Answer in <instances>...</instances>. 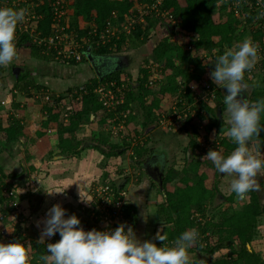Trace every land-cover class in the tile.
<instances>
[{"label":"trees","instance_id":"16d2710c","mask_svg":"<svg viewBox=\"0 0 264 264\" xmlns=\"http://www.w3.org/2000/svg\"><path fill=\"white\" fill-rule=\"evenodd\" d=\"M2 1V0H0ZM138 0H69V7L66 20V29L72 32H78L79 35L86 33V30L82 28V22L87 20H91L94 24L101 29L103 23L106 19L109 18L112 11H116L118 14V20L123 19L130 12V9L133 7L134 2ZM221 0H162L161 7L170 11L174 17L178 20L176 24H168L166 27L167 32L170 35H174L173 38L166 36L162 38L152 49L155 60L163 63L162 66V77H164L165 81L160 85V88L156 90L155 100L150 101V105L145 109L144 120L142 126H147V122L151 119L154 111H163L160 107V98L166 94L170 96H175L178 86L176 76L182 74L184 79H181L183 83H188L190 81H195V79H190L188 76V68L193 67L195 70H202V59L204 53H214L218 52L222 55L229 48H235V43L242 39L245 36H251L253 42L257 45L261 43V32H257L251 34V29L249 27L250 19H242V17H237L233 9H231L230 4L226 1L219 4ZM38 12L42 11V17L38 21L37 29L41 32L42 35H47L50 30V12L47 5L39 4ZM241 11V10H240ZM152 13H148L146 18V23L143 26L137 25L135 29L131 32V35L136 36L138 38L141 35H144V40H146L147 31L149 30L152 22H151ZM128 36L126 34H122L120 40L116 42L115 48L109 47L107 43L104 46L96 47L91 43L92 38L87 42L84 47L90 46L92 53L96 55H112L115 52L120 50L121 42L124 38ZM95 38V37H93ZM115 41L112 39V42ZM30 42V39L27 35L22 34L16 40V47L24 45L25 43ZM140 44V43H139ZM31 53L33 56H38L43 58L44 60H56L54 55L51 52L45 53L41 46H37L34 43L30 45ZM173 51V56L169 55V52ZM85 56V55H84ZM82 61H87L85 57H83ZM62 63L72 65L79 62L73 61H60ZM81 62V61H80ZM261 64L264 66V60H262ZM23 67V66H22ZM184 70L182 71V68ZM175 69L177 72H175ZM186 69V70H185ZM137 77L135 79H131V84L127 86L126 90V100L131 101L133 91L135 89H139L144 87L145 77L147 78V72L145 69L138 70ZM141 71V73H140ZM29 71L23 69L22 72H19L17 78L14 83L20 87V89H25V87L29 84V82H25V78H27ZM141 74V75H139ZM190 74V73H189ZM121 75V70L114 71L108 73L104 77L99 80L97 77L91 78V81L85 84L87 87V93L80 94L79 98L76 99V94H72V88H67V92L70 96V101L72 104V113L68 119V121L63 122L61 120L60 110L56 107H52L51 103L46 102L47 107V115L44 119V125H53L57 126V131L61 135L67 133L66 137H61L59 139V146L61 147V152L71 155H76L81 151L84 146L82 145V141H71L70 134L76 131L79 125L82 122V119L87 116L89 117L91 114L95 116V113L98 109H100V103L97 100L96 96L92 93V89L99 84L103 83L107 79H116L118 80ZM192 76H198L197 74ZM261 80V79H260ZM209 85H212V82L207 80ZM253 81H246L247 84L252 83ZM134 83H137L134 85ZM206 83V82H205ZM262 84H264L262 82ZM257 89H253V95H258V97H262L261 92ZM264 88V86L262 87ZM73 89L78 90V87H74ZM144 93L139 94L137 98L143 103ZM222 101L218 105L221 109L220 114L222 113L223 108L226 106ZM254 96L250 95L251 102ZM201 106V109H205L208 113L203 117L201 113H199V108L194 110V115L191 116L188 114L184 117V120L180 125L181 129H184L185 132L189 133L190 136L196 132L200 127H203L205 130L214 129L215 132V140H218L219 145L224 150V155L227 156L235 145L232 143V140L229 136L223 135L224 132L228 131L230 125L226 119H222L218 117L216 111L211 106L206 105L205 101ZM125 107L127 105L125 104ZM168 110V108L166 109ZM165 111V110H164ZM158 113V112H157ZM129 115V114H128ZM126 115V116H128ZM125 116V117H126ZM133 117H129V125L132 131L134 127L131 125V120ZM154 122L156 123V117L154 118ZM261 125H264V114H261ZM177 124V123H176ZM5 133L6 138L13 137L18 134L17 129L14 125L6 127ZM199 134V133H198ZM63 136V135H62ZM204 138H206L207 134H203ZM255 137L254 148L258 151L263 150L264 153V128L259 133V136ZM195 138V139H194ZM191 137L189 140V147L191 148L192 157L187 161L186 168L183 169L184 173L189 172L192 173L193 176L190 179L183 181L179 180V184L174 188L172 192L167 189V184L172 180V169L170 166L166 167L164 170V176L162 181L163 191H161L158 186L152 182L143 171L144 176L149 181V184L153 186V188L158 189L160 193L164 192V205L163 209H168L170 211L169 215L166 217V221L171 224L170 229L164 233L166 234L167 239L175 241V239L185 230L190 228H195L198 233H208L211 234L212 231L215 234L220 235L218 238L217 246L212 247V249H217L221 247V243L224 238L232 239L236 238L239 241V249L235 251L234 257L228 256L225 257L223 255L215 257L211 262L207 264H264V259H262L259 254H257L251 248V239L253 228L255 227L257 218L261 215H264V203L261 202L259 193L257 191H252L247 195V201L242 206L241 209L233 211L230 215L224 217H207L204 213L205 205L210 202L216 193H218L217 187L215 185L214 176L216 175L215 171L208 165L207 161L203 157H196L195 147H196V137ZM105 144L106 142H101ZM106 145V144H105ZM109 150L103 154L106 156L114 155L118 156L122 154L123 151H118L121 148H117L116 144H109ZM94 149L102 151L98 147H94ZM116 149V151H114ZM151 147L145 152L143 147L135 148V155H147ZM141 156V158H143ZM199 156V155H197ZM140 158V160H141ZM140 160L135 161L138 165H140ZM204 161V164L202 162ZM140 167V166H139ZM2 177L4 175H1ZM0 176V182L2 177ZM107 180V181H106ZM105 182H110L108 179L104 180ZM117 185V184H113ZM220 194V193H219ZM235 195L234 192H231L229 196H223V198L227 201L232 200V196ZM0 202L2 200L0 199ZM2 205V203H0ZM161 208H159L158 212H160ZM157 210V209H156ZM157 212V214H158ZM125 219L131 224V227L135 228L136 223L138 222V218L135 212V206L127 201L125 207ZM125 223V222H124ZM157 224V223H156ZM155 224V225H156ZM95 227V225H92ZM118 226V225H117ZM96 228V227H95ZM12 237L9 238V242H13L15 239H26L23 233L18 232V230L14 231ZM144 233V232H143ZM198 240V239H197ZM197 240L192 244L188 251L194 253L195 259L193 261H189V264H199L198 259L200 256V251L204 250L206 252H212L211 247L203 246V249H200ZM27 247L28 252H32L30 255L29 264H41L40 257L44 254V247L39 243L31 240L30 242H26L24 244ZM32 249V250H31Z\"/></svg>","mask_w":264,"mask_h":264},{"label":"crops","instance_id":"0c3cea01","mask_svg":"<svg viewBox=\"0 0 264 264\" xmlns=\"http://www.w3.org/2000/svg\"><path fill=\"white\" fill-rule=\"evenodd\" d=\"M144 1L145 0L135 1L129 12H133L139 7L136 4ZM221 1L224 2L223 0ZM221 1H219V4ZM38 8L39 5L33 6L31 9H34V11L32 12L41 14L42 11L40 10V12H38ZM66 17H68V15ZM125 17L121 20H124ZM145 17V22H138L136 26H143V24L146 23ZM86 22L87 20L82 22V28ZM127 35L128 36L121 42L119 51L112 55H104L109 61H107L106 66L110 72H113L116 67L119 69L122 68L120 69L121 74L125 70L128 71L126 72L127 74L132 73L136 75L139 69L137 70L135 67L130 68L129 65L135 60L134 54H137L136 51H141L142 48L149 46L151 39H147L148 35H146V40H144V35L138 38H136L135 34L131 35V33H129ZM159 41L160 40L156 43H152L151 51ZM27 43L16 47V55L9 64L0 66V176L4 175L3 177L1 176L4 182L2 184L5 185L8 192H14L18 188L17 192L19 191L22 194V192L26 191V187H28L27 190L32 193L30 195L31 198L34 202L36 200V202L31 208V217H29L27 221L26 218L20 217V219H18L19 223L16 225V223L14 224L6 215L8 213L6 208L9 204V198L5 195H0V199L2 200V202H0L2 203V205H0V227L5 229L6 232L10 227L15 230H23L25 228L24 226L31 224L33 221H35V228L38 227V225L43 226L42 221L46 216L47 210L57 203L66 209V217L75 214L80 221L92 226L94 224L91 220L86 222L85 219L83 220L82 216H84V218L89 217L86 204L90 198V188L95 179L100 177L99 174H97V169L95 167L96 163L94 161L96 159V149L85 144L86 147L76 155L62 153L61 147L59 146L60 138L58 137L59 133L57 131V126L44 125L43 121L47 115V104L37 95V92L45 88L54 95L63 94L62 91L67 90V88L72 87L73 90L74 87L79 88L87 84L91 81V78L96 77V75L89 62L85 61L86 67L79 71V77L76 83L58 90L52 86H56V84L63 81L65 77H71L72 74L76 75L75 70L72 72H67V69V71L64 70L68 64L60 62L61 60H44L38 56H33L30 46ZM128 44H130L132 49L130 51L123 50ZM142 52L139 54L141 55ZM111 64H114L113 66L115 67H109ZM13 68H17V75L25 68L29 71L27 78H25V82L27 81L29 84L25 89H20V87L14 83L17 77L12 71ZM107 74L106 72L104 76ZM136 84L137 83H134V85ZM246 93L247 90L245 89V93L243 94L248 97ZM219 110L221 109L219 108ZM222 112L227 114L228 118L226 121L229 122L226 107L223 108ZM90 118L93 120V114L90 115ZM11 125L15 126L18 134L15 138H6L4 129ZM151 128L149 129L151 130ZM62 135L66 137L68 134L64 133ZM82 141L85 142V140ZM256 151L258 150L256 149ZM260 152L264 154L263 150H260ZM137 174L138 178L135 179L134 183L126 179L125 181L127 182L123 181V183L117 184L118 187L126 190L128 202L135 206L138 222L136 223L134 232L141 241L153 240L157 246H162L164 243V246L169 247L174 241L166 240L162 242L154 240L156 233H153V229L158 222L157 212L155 217H153L150 230L146 231L148 230L147 225L150 222L151 215L149 202L153 201L154 203V201L157 200L155 197L157 191L149 184V181L142 171H139ZM146 176L148 177L147 174ZM150 194L152 195L151 201H149ZM141 196L143 197L141 198ZM12 204L9 205L14 206L11 208L13 212L16 213L20 211V207L23 209V207L28 204V199L26 196H23L20 200H16L15 203ZM146 209H148L149 212L146 211ZM5 224H8V226ZM92 228L95 227L92 226ZM39 235L41 236V233H39ZM26 242L27 240L25 239L24 244ZM187 253L193 256V252L187 251Z\"/></svg>","mask_w":264,"mask_h":264},{"label":"rangeland","instance_id":"374dc122","mask_svg":"<svg viewBox=\"0 0 264 264\" xmlns=\"http://www.w3.org/2000/svg\"><path fill=\"white\" fill-rule=\"evenodd\" d=\"M155 0H145L142 3H138L136 4L137 6H143L146 7L150 5H152L154 3ZM0 7H10L13 8L14 7L12 5H10L9 3H4V4H0ZM241 11L246 13V10L244 8L240 9ZM67 16V15H66ZM69 17V15H68ZM144 17V16H143ZM151 26L149 28V31L147 33V39H151L149 42V46H146V48H142V50H137L136 53L134 54V58L135 60L131 62V64L129 65L130 68H137V70H141L144 69L145 65H151L153 68H156L157 73H159V70H162V68H158L156 65L162 64V61L159 62L157 60H155V57L153 55V52L151 51V47H152V43H156L158 40H161L162 38L169 36L170 38H173L174 35H170L167 30H166V26L160 24L159 19L155 16L152 15L151 17ZM145 22V19L144 21ZM250 38V36H245L242 39H240L239 41H237L235 44V48L238 47V45L243 41L244 38ZM132 46V45H131ZM115 46L112 48L114 49ZM123 49V48H122ZM121 49V50H122ZM132 48L130 47V44H128L127 47H125L126 51H130ZM142 54L140 55L139 53ZM169 55L173 56V51L169 52ZM220 55L218 52H214V53H204L203 54V59H202V70H195L193 67H189L188 68V76L190 77V79H195V82L202 84V83H208L207 80L212 82L213 88H214V94L211 95H206L204 96V100L206 105L208 106H212L214 108V111H217V109L219 108L218 105L220 104V102L222 101V96H223V88L216 85L211 79H210V73L214 68V63H215V58ZM84 67H86V62H79L76 64H72V65H67L66 68H64V70H66L67 72L69 71H74L76 72V75H73L71 77H65V79L63 81H60V83H57L56 86H52L54 88H57L58 90H61L69 85H74L76 83V81L78 80V73L80 70H82ZM184 70V67L182 68V71ZM186 70V69H185ZM128 71H123L122 75L127 76L129 79H135L137 77L136 75H133L132 73H126ZM175 72H177V70L175 69ZM141 73V71H140ZM190 73V74H189ZM161 74V73H160ZM197 74L198 76L194 77L192 75ZM69 75V74H68ZM141 75V74H139ZM75 76V77H74ZM182 74H179L176 76V79H184V77H182ZM148 74H147V78H148ZM145 77V81L147 82V79ZM165 81L164 77L161 78L160 82H156V84L154 86H144L142 88L139 89H135L133 91L132 94V99L130 101L131 107H130V114L126 117H124L125 119V124H124V129L123 130H119L117 132V135L114 134L112 126L113 123H115V121H113V117L114 115L116 116V113H114L115 111L109 112L107 111L106 108H103L102 106H100V109H98L95 113V116L93 115V120L87 116H85L82 119V122L79 126V128L73 132L72 134H70V140L75 142V141H82L85 140V142L82 141V145L84 147H86V143L88 141H95L97 142V146L100 148H106L108 151L109 147L108 145L113 143L117 145V148H121L118 151H123L122 154H119L118 156H114V155H109L106 156L103 150L99 151V150H95V157L96 159L94 160L96 165V169H97V174H99V178L95 179L94 182H105V179H108L110 182H112L113 184H118V183H122L123 179H129L131 182L134 183L135 179L138 178V172L140 171H144L143 169H141L139 167V165L135 162L137 160H140L141 156H143V154L140 155H135V148L136 147H143L145 149V152L148 150V148L150 147H158L161 150L159 156L167 155V160L168 161H164L165 164L167 165L166 167L170 166L172 169V180L170 183L167 184V189L172 192L174 190V188L179 184V180H187L190 179L193 174L189 173V172H185L183 171L184 168H186L187 166V161H189V158L192 157V152H191V148L189 147V140L191 139V137H196V147H195V156L196 157H203L205 159V161H207L208 165L215 171L216 175L214 176V181H215V185L217 187L218 193H216V196H214V198L208 202L205 205V215L207 217H224L227 215H230L233 211L241 209L242 206L245 204V202L247 201V195L244 197V199H238L236 197V194L232 196V200L231 201H227L223 198L222 195L224 196H229L231 195V190H230V183H231V176L228 175H224L219 173L215 167L212 165V163L206 158L204 157L206 155V153L210 150V149H216L219 152H221V154L224 155V150L223 148L219 145L218 140H215V132L214 129L212 130H205L203 127L198 128L197 130V134L196 132H194L191 136L189 133L185 132L184 129L180 128L181 123H178L173 125L171 127V129H163L160 126L156 125V123L154 122V118L157 117V115L162 112V111H154L153 115L151 116V120L149 122H147V126H142V123L145 122L144 120V115H145V109L147 106H149L150 101L155 100V93L156 90H158V88H160V85ZM194 81V80H193ZM199 81V82H198ZM59 82V81H58ZM262 82L264 83V81L257 79L254 80L252 83H249L247 90L248 94V98L250 100V95L254 96V98H256V100L264 98V88H262L264 86V84H262ZM153 84V83H152ZM209 84V83H208ZM261 87V89L259 88V91L261 92L262 97H258V95H253L252 90L255 88L258 90V87ZM72 88V87H70ZM63 94H58L59 99L63 102H67V100H70V96L67 92V90L62 91ZM144 93V97H143V103H141V101L137 98V96L140 94ZM200 95H202V92H200ZM203 98L200 99L199 101V105H203L204 103H202ZM255 101V99L253 100ZM160 102V107L161 110H166L167 108H169L171 106V103L173 102V96H170L169 94L164 95L163 97L160 98L159 100ZM119 109V108H118ZM117 109V110H118ZM199 109H201V106H199ZM203 113L201 115L206 116L207 115V111L205 109L202 110ZM158 112V113H157ZM209 115V113H208ZM117 116L120 118L118 121L122 120L123 117L120 113H117ZM133 117L131 120V125L134 127V130L132 131L129 125V121L128 118L129 117ZM220 117L222 119H226L227 120V114H225L224 112H222L220 114ZM62 120V118H61ZM152 127V128H151ZM151 128V130L149 129ZM117 130V128H115ZM199 133V134H198ZM206 133L207 136L206 138H204L203 134ZM228 131L224 132L223 135L228 136L227 135ZM58 137H64L62 136L60 133L58 134ZM195 139V138H194ZM255 137H252L251 140V151L256 154L259 153L260 157L262 159H264V154H262V152L260 151H256V149L254 148V141H255ZM105 141V144H102L101 142ZM116 149L114 151H116ZM199 155V156H197ZM166 160V157H165ZM202 164H204V161L202 162ZM102 172V174H101ZM262 173H264V170H262ZM101 174V175H100ZM258 181L260 183V191H257L259 193V197L262 203H264V175H258ZM107 181V180H106ZM127 182V181H125ZM109 183V182H108ZM21 187V186H19ZM28 187H26V191L22 192V194L18 193L17 190L16 191H9V204H12L13 202L15 203L16 200H20L21 197L26 196L28 199V204H26L23 209L20 207V211L14 213L11 207L14 206H10L8 204V207L6 208L8 213L6 214L8 216V218L14 222V224L16 223V225H18L19 221L18 219H20V217L22 218H26V221L29 219V217H31V208L33 207V205H35L34 200L31 198V192H29V190H27ZM133 189V188H132ZM128 191V190H127ZM156 199L153 203L152 200V195H149V210H150V222L147 225L148 230L149 231L151 228V223L153 221V217H155L156 212H158L159 208H161L160 212H158L157 214V224L155 225V228L153 229V233H157V231H160L161 233H166L170 227L171 224L168 223L166 221V217L167 215H169L170 211L168 209L165 208V210L162 208L164 205V197L163 195L160 193V191H158V189H156ZM17 192V193H16ZM24 193V194H23ZM220 193V194H219ZM38 196V194H37ZM36 196V198H37ZM143 196H141L142 198ZM139 198V197H137ZM31 200V201H30ZM127 201L128 198L126 199ZM13 203V204H14ZM12 204V205H13ZM10 206V207H9ZM157 209V210H156ZM15 210V209H14ZM146 211H148V209H146ZM5 212V210H4ZM149 212V211H148ZM45 213V212H44ZM21 215V216H20ZM45 215V214H44ZM83 220L85 219L86 222H89L90 219L89 217H85L82 216ZM87 218V219H86ZM25 220V219H24ZM122 223H124V220L121 221ZM120 222V224H121ZM35 221H33L31 224H28L27 226H24L25 228L23 230H18L21 231L20 233H23V235H25L26 240L28 242H30L31 240L35 241L36 243H39L40 245H42L44 248V254H46V245L48 243H54L56 241H58L60 239L59 234L57 233L56 235L52 236L51 238H47L45 237L42 241H41V236L39 235V233H41V229L42 226L36 227L35 228ZM126 223V221H125ZM6 226H8V224H5ZM130 226L131 224L129 223L126 227ZM18 227V226H16ZM21 227V226H20ZM39 228V230H38ZM14 228L11 229V227L9 229H7V232L5 233V235H7V238H11L14 232ZM40 231V232H39ZM220 237V235L215 234L214 231L210 233L205 232V233H199L198 236V240L197 243L200 246V249H203V246H208L211 247L210 249H212V247L217 246V244L219 243L218 238ZM8 238V240H9ZM3 239V238H2ZM1 240V237H0ZM0 242H3V240H1ZM165 245V244H164ZM173 244H171L170 246H172ZM239 241L236 238H232V239H227L224 238L222 243H221V247L217 248V249H212V252H206L204 250L200 251V257L198 259L199 264H207L209 262H211L215 257L218 256H225L228 258V256L230 257H234V253L236 250L239 249ZM251 247L259 254L260 257H262L264 259V215H261L260 217L257 218L255 227L253 228V232H252V239H251ZM32 250V249H31ZM188 251V250H187ZM33 253L32 252H28L29 254V260H30V254ZM43 254V255H44ZM188 257L189 260L193 261L195 259V256H191L189 253ZM194 255V253H193Z\"/></svg>","mask_w":264,"mask_h":264},{"label":"clouds","instance_id":"9594fccd","mask_svg":"<svg viewBox=\"0 0 264 264\" xmlns=\"http://www.w3.org/2000/svg\"><path fill=\"white\" fill-rule=\"evenodd\" d=\"M25 10L0 7V66L9 64L16 55V30L24 19ZM257 46L251 38H244L236 48H229L215 58L210 79L226 89L223 104L229 116L227 135L235 147L227 155L210 149L206 157L215 169L231 176L230 190L238 199H244L252 191H260L258 175H264V159L251 151L253 136H259L264 128V98L254 102L245 93L248 84L245 72L254 67ZM41 241L57 233L60 239L46 245L41 264H189L188 248L198 239L195 228L183 231L172 246H157L153 240L141 241L132 227L124 223L111 230H85L75 215L66 217V209L54 204L42 221ZM39 227V225H38ZM166 234L157 231L154 240L165 242ZM0 264H29L27 247L19 242H0Z\"/></svg>","mask_w":264,"mask_h":264},{"label":"built area","instance_id":"2783aa9c","mask_svg":"<svg viewBox=\"0 0 264 264\" xmlns=\"http://www.w3.org/2000/svg\"><path fill=\"white\" fill-rule=\"evenodd\" d=\"M162 0H155L151 7L139 6L133 12L129 13L124 20H118V14L116 11H112L109 18L105 20L101 29L94 24L93 21H87L83 29L86 30L84 36L79 35L78 32H72L66 29V15L69 0H2L0 4L9 3L14 9L25 10L24 19L18 23L16 30V39L22 34H25L30 39V43H34L37 46L43 48L45 53L51 52L55 59L61 61H82L84 54V46L92 38L91 43L96 46H104L107 43L109 47H114L116 42L120 40L121 35L129 34L132 32L138 22H143L144 17L148 13L155 15L160 24L168 26V24H176L177 19L174 15L161 7ZM230 4L234 14L242 19L249 18V27L251 34L261 32V43L257 46V57L254 67L245 72V82L261 79L264 81V66L261 64L264 60V0H224ZM46 4L50 12V30L47 35H42L37 29L38 21L41 19L39 13H34L33 6L39 4ZM1 6V5H0ZM241 8L246 10V13L240 11ZM144 16V17H143ZM95 37V38H93ZM251 38V36H250ZM112 39L115 41L112 42ZM252 40V38H251ZM253 41V40H252ZM158 68H162V64L156 65ZM144 69L148 74L147 82H144V86H154L156 82H160L162 78V70L157 73L156 68L151 65H145ZM132 80L125 75H120L119 79H107L103 83L97 84L92 93L96 96L100 105L106 108L107 111H115L112 129L115 135L119 130L124 129L125 119L124 117L130 114V101L126 100L127 86L131 84ZM199 82V81H198ZM153 83V84H152ZM177 92L173 97V102L168 110L160 112L156 117V125L168 130L177 122L180 123L184 120L188 114L194 115V110L199 108V101L201 98L204 100V96L213 95L214 88L208 83L199 84L195 81L183 83L182 80H177ZM87 87L85 85L80 86L78 90L73 89L72 94H76V99L80 94L87 93ZM202 92V95H200ZM37 95L45 102L51 103L52 107H56L60 110L61 118L64 122L68 121L72 113V104L70 100L63 102L59 99L58 95L52 94L47 89H40ZM2 103V102H1ZM125 104L127 107H125ZM119 108V109H118ZM118 109V110H117ZM194 109V110H193ZM203 109H199V113H203ZM120 113L123 117L122 120L117 116ZM117 128V130L115 129ZM3 180L0 182V195L9 196ZM126 190L113 185L108 182H94L90 188V198L86 204L88 210V216L91 222L95 225L97 230H111L117 227L122 220L125 219V207L127 203ZM1 219V217H0ZM122 223V222H121ZM126 226L129 224L127 221L124 223ZM6 231L0 227V237L4 243H9ZM3 238V239H2ZM0 240V241H1ZM14 241H19L24 244L25 239L17 238Z\"/></svg>","mask_w":264,"mask_h":264},{"label":"water","instance_id":"95a60500","mask_svg":"<svg viewBox=\"0 0 264 264\" xmlns=\"http://www.w3.org/2000/svg\"><path fill=\"white\" fill-rule=\"evenodd\" d=\"M27 44L30 45V43H27ZM84 55H85L86 60L89 62L90 66L92 67L96 77L99 80H101V78L104 77V74L106 72L107 73L109 72L108 71L109 69L106 66L108 58L106 56H103V55L93 54L91 52L90 46H86V48L84 50ZM12 71L15 73V75L17 77V73H18L17 68H13ZM223 90H224V93H223V95H224V94H226V89L223 88ZM241 97H247V96H245L243 93H241L240 96H238V98H241ZM219 111L220 110L218 108L216 111L218 117H220ZM97 144L98 143L95 141H92V142L89 141L86 143L87 146H92V147H98ZM99 149L103 150L104 152H107L106 151L107 149L105 147L104 148L100 147ZM164 161H166V160L164 159L163 155H161V156L158 155L156 157V159L147 158L146 160H143L141 162V167L145 170V172L148 175V177L150 178V180L152 182H154L161 191H163L162 181H163V176H164V163H165ZM150 166H152V167H150ZM162 195H165L164 192H162ZM80 226L83 227L85 230L92 229V226H89L87 223L81 222Z\"/></svg>","mask_w":264,"mask_h":264},{"label":"flooded vegetation","instance_id":"af4514ba","mask_svg":"<svg viewBox=\"0 0 264 264\" xmlns=\"http://www.w3.org/2000/svg\"><path fill=\"white\" fill-rule=\"evenodd\" d=\"M114 64H111V65H109V67H115V66H113ZM120 69H122V68H120ZM119 68H114V71H118V70H120ZM113 71V72H114ZM108 73H111L110 71L108 72ZM222 91H224V90H222ZM224 96V95H223ZM161 150L162 149H160V148H158V147H151V150H149V152H148V154L147 155H145V156H143V158H141V160H140V168L141 169H143L142 167H141V162L143 161V160H146L147 158H151V159H156V157L160 154V152H161ZM163 157H164V155H163ZM165 157H166V161H168L167 160V155L165 154ZM165 157H164V159H165ZM154 161V160H153ZM152 161V162H153ZM166 164L164 163V169H166ZM150 167H152V166H150ZM144 170V169H143ZM144 172H145V170H144ZM125 180L126 179H123V181L125 182ZM123 183V182H122ZM119 184V183H118ZM82 222V221H81Z\"/></svg>","mask_w":264,"mask_h":264}]
</instances>
